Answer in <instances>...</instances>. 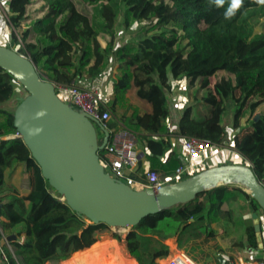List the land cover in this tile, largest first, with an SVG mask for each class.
I'll return each instance as SVG.
<instances>
[{
	"label": "trees",
	"instance_id": "trees-1",
	"mask_svg": "<svg viewBox=\"0 0 264 264\" xmlns=\"http://www.w3.org/2000/svg\"><path fill=\"white\" fill-rule=\"evenodd\" d=\"M30 1H8L7 20L15 51L28 57L39 76L54 87L77 85L80 80L97 77L104 59L113 55L119 75L111 81L113 100L104 110L113 115L119 96L129 90L150 105V113L133 109L129 116L119 118L136 133L151 164L150 171L164 172L160 175L163 178L180 165L172 151V139L176 137L204 139L215 148L226 147L225 122L230 115L235 135L228 148L249 164L264 183V115L246 121V128L242 127L245 113H253L264 103V38L252 35L248 26L249 20L264 17V5L243 0L235 14L226 18L230 0L222 6L214 0H120L121 7L118 0H103V4L97 0H42L48 14L36 22V38L30 42L27 31L19 37L13 30L20 27ZM85 4H90L88 10ZM120 17L126 27L132 21L154 17L156 22L150 31L158 32L113 50L114 30ZM169 23L177 28H166ZM100 35L110 38L107 49L100 48ZM181 41L186 42L184 48L179 47ZM75 50L78 54L73 58ZM218 72L233 79L221 77L210 86V79ZM179 78L187 80V103L172 132L168 127L176 113L171 99L172 82ZM18 87L22 88L0 69V240L2 236L23 237V241L11 243L13 254L4 252L6 264H17L15 257L19 264H58L98 245L103 237L123 244L137 264H155L167 258V241L174 242L195 264H219L216 256L225 250L217 238L230 231L236 239L234 247H249L251 256L246 260L261 259L252 224L235 220L233 210L224 209L226 204L244 203L258 217L263 213L250 195L236 187L211 189L190 203L150 215L130 228L124 238L104 224H90L61 201L22 140L7 139L17 133L13 127L14 110L7 105ZM114 126L113 121L107 123L108 130ZM102 140L98 139V144ZM98 155L103 162V151ZM161 157L166 160L161 162ZM17 167L27 175L26 195L5 182V171ZM128 176L146 183L139 166ZM218 223H222L218 229L212 227ZM261 231L264 233L262 223Z\"/></svg>",
	"mask_w": 264,
	"mask_h": 264
},
{
	"label": "water",
	"instance_id": "water-1",
	"mask_svg": "<svg viewBox=\"0 0 264 264\" xmlns=\"http://www.w3.org/2000/svg\"><path fill=\"white\" fill-rule=\"evenodd\" d=\"M0 69L27 93L14 109L13 127L17 133L11 138L22 140L42 177L61 201L90 224L133 228L150 215L190 203L198 195L223 186L246 192L264 214V183L249 164L207 168L157 191L132 189L114 180L105 172L98 155L109 138V132L100 123L63 103L56 96L54 85L39 76L28 57L2 45ZM96 126L103 132L101 144ZM252 226L257 250L262 251L264 236L256 213L252 214ZM6 240L13 243L16 236H7ZM216 259L219 264H226L222 256L217 255Z\"/></svg>",
	"mask_w": 264,
	"mask_h": 264
},
{
	"label": "built area",
	"instance_id": "built-area-1",
	"mask_svg": "<svg viewBox=\"0 0 264 264\" xmlns=\"http://www.w3.org/2000/svg\"><path fill=\"white\" fill-rule=\"evenodd\" d=\"M1 4L2 0H0V12L7 17L8 10L3 9ZM106 72L104 71L101 75L89 79L87 85L71 84L69 86L57 85L54 87L56 96L63 103L87 115L92 121H97L109 132L107 144L103 149V162L100 161L105 172L114 180L123 182L132 189H152L157 191L162 186L177 183L206 169L209 162V156L206 153L211 152L215 147L208 140L193 137L182 138V161L171 176L161 179L156 172L148 171L144 173L146 183L136 182L131 179L128 174L136 171L139 166L138 141L134 131L108 110H104L107 104L98 87L99 83L105 82ZM109 121L115 123V126L110 130L107 129ZM227 135L228 133L225 130L224 142L226 147L232 145V143L228 144ZM2 237L3 240H6L5 236ZM4 243L7 250L13 254L14 249L11 247V243H8L7 240ZM4 252V250H0L2 258L6 260ZM260 252V260H243L240 255H238V258H233L229 254L219 255L226 260V264H264V249ZM167 258L164 264H195L184 253H169ZM15 259L17 264H19L16 257Z\"/></svg>",
	"mask_w": 264,
	"mask_h": 264
},
{
	"label": "rangeland",
	"instance_id": "rangeland-1",
	"mask_svg": "<svg viewBox=\"0 0 264 264\" xmlns=\"http://www.w3.org/2000/svg\"><path fill=\"white\" fill-rule=\"evenodd\" d=\"M3 2L6 4V0H3ZM117 2H118V4H120V7H121L122 5L120 3V0H118ZM97 3L103 4L104 1L103 0H97ZM169 5H171V3H169ZM85 8H86V10H88L90 8V4H85ZM47 14H48L47 4H45L42 0H31L30 4L26 8L24 20L21 22V25L19 28L13 29L14 32L20 37L23 34V32L27 31L28 32L27 41L33 42L34 39L36 38L34 26H35L37 21L42 20ZM59 20H61V18H58V21ZM155 22H156V19L154 17H151L150 19L145 20V21L144 20L143 21H134V22L132 21V22H130L129 26L126 27V26H124V24H125L124 19L122 17H120V19L118 20V25L115 27V30H114L113 45H112L113 50L116 49L118 46H121L124 44H134L140 37L149 36L153 33L158 32L157 29L150 31L151 27L155 25ZM248 26L251 27L252 35H259L262 38H264V17H259L256 20H249ZM165 27L168 29H171V28H175L176 26L173 23H169ZM11 32H12V30L10 31V34H9L10 39H11ZM98 41L100 44V48L102 50L107 49L109 47L110 38L108 36L100 35L98 37ZM3 43L2 44L4 46H9L13 50L17 49V47L14 46L11 43V41L9 43H5V42H3ZM185 44H186L185 41H181L179 43V47L184 48ZM77 54H78L77 50H75L74 54L72 55L73 58H75L77 56ZM117 66L118 65H117L113 55H110L104 59V63H103L101 68L104 70V69L111 67L112 68L111 70L112 71L115 70L117 72V74L119 75V71L117 69ZM84 75H85V73H83V76ZM221 77L233 79V76H231L225 72H218L210 79V86H212L213 84L218 82ZM185 84H187V80L185 78H179V79L172 82L173 89L175 92H177V93H175L176 95L174 97H175V100H176L175 102H176L179 110H181L182 106L184 104H186V98L184 97V95L181 96L178 93V92H180V90H182L183 93H184V91H186ZM26 95H27V93L25 92V90L23 88L18 87L15 97L8 103L7 108L9 110H14L16 108V106L20 103V101H22L26 97ZM133 95H134L133 91L129 90V91H127V93L119 96L118 99L120 100V102L118 103V109H117L118 111L116 113L118 116H121V114H124V113L129 114L132 112L133 108L129 104V99ZM140 110H143V108L139 107V112H141ZM261 115H264V103L260 104L258 106V108L253 113H250L249 111H247L245 113L243 120H242V127L246 128V126H247V125H245L246 121L251 120V119H257ZM242 127H241V129H242ZM241 129H239V130H241ZM225 130L228 133V135L226 137L228 140V144H230L233 142V138L235 135V133L232 132V130H231L230 115H228V117L226 118ZM96 132H97L98 139L99 140L103 139V132L97 126H96ZM11 137H13V136H10L7 138H11ZM228 153L231 154L229 149H228ZM233 161L235 164L248 165L239 156ZM5 182L13 185L17 189L18 193L20 195H22L26 191L27 175L22 172V167H17L13 170H6L5 171ZM227 208H230L233 210V216H234L235 220L240 219L246 225L252 224V214L253 213H251L247 204H244V203L226 204L224 206V209H227ZM258 218L260 219L261 223L264 224V214L263 213L260 214V216ZM220 224H222V223L212 224V227L215 229H218L220 227ZM227 228L229 229V227H227ZM238 229H240V228H238ZM129 230H130V228H125V229L111 228L112 232L121 235L122 238H124L126 236V234L129 232ZM238 233L241 234V230H238ZM263 236H264V233H263ZM235 240L236 239H235L232 231H230L229 234L220 235L217 238L219 245L222 246V248H224V250H225L224 254H229L233 258H238L237 253H239L240 257L243 260H245L246 258H249L250 255L247 253L248 248H247V250L246 249L243 250L241 248L238 249L237 247H234L233 244L235 243ZM169 243H171V241L166 242L167 246L170 248ZM122 246H123V244H122ZM172 249H173V252L177 253L173 247H172ZM105 252H106V254H105ZM105 252L103 254H101V257H99V256L98 257L97 256L89 257L90 259L87 257L84 261L87 263L90 260L87 264H114V263H117L118 258L116 257V255L113 254L111 249H109ZM124 255L129 260V264H133V261L131 260V258H129V256L126 255L125 253H124ZM78 257L81 259L80 256H76V257H73L72 261H74V260L78 261L77 260ZM84 261L75 262V264H84L85 263Z\"/></svg>",
	"mask_w": 264,
	"mask_h": 264
},
{
	"label": "crops",
	"instance_id": "crops-1",
	"mask_svg": "<svg viewBox=\"0 0 264 264\" xmlns=\"http://www.w3.org/2000/svg\"><path fill=\"white\" fill-rule=\"evenodd\" d=\"M8 1L9 0H6V4H5L3 2V0H2V4L1 5H2L3 9H5V10L8 9ZM0 21H3L2 25H0V45L4 46L3 42L9 43L11 41L9 34H10V31L12 30V28L9 26L7 17L5 15H2L1 12H0ZM111 69H112L111 67H109L107 69H104V70L102 69L101 73L104 72V71H107L106 72L107 75L105 77L106 80H105L104 83H99V87H98L99 90H100V93L103 96V99L105 100L107 105L111 104V102L113 100V95H112V91H111V81L113 79H115V77L118 75L115 70L112 71ZM101 73H100V75H101ZM88 82H89V80H80L78 82V85H80V86L87 85ZM185 87H186V91H184V93L182 92V90H180V92H178V93L181 96L184 95V97L186 98V103H187V84H185ZM175 93H177V92H175L174 89H173V91L171 93V99H172L173 103L176 106V113H175L174 116H172V119L170 121H168V127H169L170 131H172V132L176 131L177 122H178V120L180 118V113L182 112V109L185 106V104H184L182 106V109L179 110V108H178V106H177V104L175 102L176 101L175 97H174L176 95ZM119 102H120V100H118L117 103L115 104V109H114L113 116H115L117 118H120L121 116H124V115L129 116L131 113H129V114L128 113H126V114L124 113V114H121V116H118L116 114L117 111H118L117 109H118V103ZM129 104L132 106L133 109H136L138 111H139V107H142L143 110H140L141 111L140 113H150L151 112L150 105L148 103L138 99L135 95L130 97ZM228 149H229L228 147H224L222 149L215 148L211 152L206 153V155L209 156V162L207 164L206 169L207 168H211V167H215V166H219V165H224V164H235L233 160H235L239 155L234 153L230 149H229V151H230L231 154H229L228 153ZM137 150H138L139 159H140L139 160V167H140V169L142 170L143 173H146V172L151 170V164L147 160L146 153H144L143 148H142V146L140 144H138ZM172 151L180 159V161H182V155H183L182 138L176 137V138L172 139ZM159 160L161 162H164L166 160V157H161ZM157 173H158V175L160 177V175H162L164 172H162V171L159 172L158 171ZM171 175L167 174L163 178H161V177L160 178L164 179V178H167V177H169ZM27 192H28V187H26V191L22 195H26ZM108 238L111 239L110 237H103L100 241H98L99 242V247H98L97 250H102V251H98L97 255H95V256L98 257V254H100L99 257H101V254H103L105 250L107 251V250L111 249V247H109L106 244L107 243L106 239H108ZM16 240L23 241V237L16 238ZM5 241L6 240H3V237H2L1 240H0V250H4V251H8L9 252V250H7V248L5 247V243H4ZM113 241L116 242L115 240H113ZM169 244L171 245L170 248H169V253L170 254L173 253L172 252L173 251L172 247H174V250H176V252L183 253L182 251L177 249V247L174 244V242L171 241V243H169ZM11 247L13 248L12 244H11ZM122 249H123L124 253L126 255H128L126 253V251H125V248L123 247ZM245 249L247 250V247H245ZM247 253L251 256L250 252H247ZM237 254L239 255V253H237ZM87 257H89V256H87ZM167 259L168 258L156 260L155 264H164L167 261ZM133 261L137 264V262L134 259H133ZM0 264H6L5 260L1 256V253H0ZM58 264H64V262H60Z\"/></svg>",
	"mask_w": 264,
	"mask_h": 264
},
{
	"label": "bare ground",
	"instance_id": "bare-ground-1",
	"mask_svg": "<svg viewBox=\"0 0 264 264\" xmlns=\"http://www.w3.org/2000/svg\"><path fill=\"white\" fill-rule=\"evenodd\" d=\"M119 229V228H118ZM114 239H108V240H106V244L109 246V247H111V250H112V252H113V254L114 255H116V257L118 258V261H117V263H114V264H129V260L125 257V255H124V251H123V247H122V244H120L118 241V243L117 242H114L113 241ZM104 243V242H103ZM105 244V245H106ZM171 246V245H170ZM173 246V245H172ZM98 247H99V244L98 245H96V246H94V247H92V248H90V249H88V250H86V251H84L83 253H80V254H78V255H76V256H80L81 257V259L78 257V261H76V260H74V261H72V259H73V257H76V256H73V257H71L69 260H66V261H63L64 262V264H75V262H82V261H84L86 258H87V256H89V257H95V255H97V253H98V251H102V250H97L98 249ZM107 247V246H106ZM174 248V247H173ZM107 249V248H106ZM106 251V250H105ZM104 251V252H105ZM173 252V251H172ZM174 253V252H173ZM105 254H106V252H105ZM104 254V255H105ZM100 254H98V256H99ZM88 257V258H89ZM90 259V258H89ZM92 260V259H91ZM90 261V260H89ZM88 261V262H89ZM94 261V260H93ZM96 261V260H95ZM85 262V261H84ZM87 262V263H88ZM99 262V261H98ZM86 262L84 263V264H87ZM113 263V262H112Z\"/></svg>",
	"mask_w": 264,
	"mask_h": 264
},
{
	"label": "clouds",
	"instance_id": "clouds-1",
	"mask_svg": "<svg viewBox=\"0 0 264 264\" xmlns=\"http://www.w3.org/2000/svg\"><path fill=\"white\" fill-rule=\"evenodd\" d=\"M225 0H214V3L217 6H222ZM256 3L259 5H264V0H256ZM243 0H230L229 7L225 13L226 18H231L235 12L242 6ZM3 21H0V25H2Z\"/></svg>",
	"mask_w": 264,
	"mask_h": 264
}]
</instances>
